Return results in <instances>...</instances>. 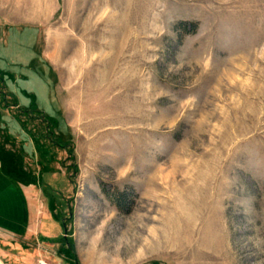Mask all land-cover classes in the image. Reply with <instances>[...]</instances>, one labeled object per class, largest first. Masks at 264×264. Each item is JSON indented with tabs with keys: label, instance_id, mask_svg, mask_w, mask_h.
<instances>
[{
	"label": "rangeland",
	"instance_id": "rangeland-1",
	"mask_svg": "<svg viewBox=\"0 0 264 264\" xmlns=\"http://www.w3.org/2000/svg\"><path fill=\"white\" fill-rule=\"evenodd\" d=\"M19 188L0 264H264V0H0Z\"/></svg>",
	"mask_w": 264,
	"mask_h": 264
},
{
	"label": "crops",
	"instance_id": "crops-1",
	"mask_svg": "<svg viewBox=\"0 0 264 264\" xmlns=\"http://www.w3.org/2000/svg\"><path fill=\"white\" fill-rule=\"evenodd\" d=\"M12 194L11 195L9 192H2V195H0V212H2L3 210H7L8 206H12L14 205V203H16V200L14 199L15 197L17 198V201L20 202V204H24L23 206H25L27 214L28 216V222H27V232L29 231V226H30V220L32 219V214H33V206H32V195L30 194V191H24L21 190L19 188V191H16L15 189H12ZM16 193V194H14ZM18 195V196H16ZM19 204V203H18ZM42 230L47 231L46 230V226L45 228L42 227ZM0 232L1 233H6V234H12L14 236H18V234H15L14 231L11 232L9 229L3 227L0 225Z\"/></svg>",
	"mask_w": 264,
	"mask_h": 264
},
{
	"label": "trees",
	"instance_id": "trees-1",
	"mask_svg": "<svg viewBox=\"0 0 264 264\" xmlns=\"http://www.w3.org/2000/svg\"><path fill=\"white\" fill-rule=\"evenodd\" d=\"M70 248V247H69ZM70 250H72L71 248H70Z\"/></svg>",
	"mask_w": 264,
	"mask_h": 264
}]
</instances>
